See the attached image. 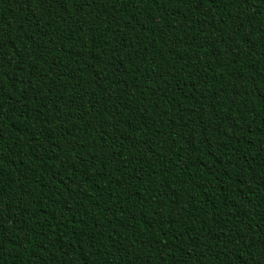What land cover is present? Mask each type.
<instances>
[{
  "label": "trees",
  "instance_id": "16d2710c",
  "mask_svg": "<svg viewBox=\"0 0 264 264\" xmlns=\"http://www.w3.org/2000/svg\"><path fill=\"white\" fill-rule=\"evenodd\" d=\"M0 264H264V0H0Z\"/></svg>",
  "mask_w": 264,
  "mask_h": 264
}]
</instances>
